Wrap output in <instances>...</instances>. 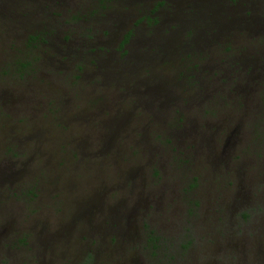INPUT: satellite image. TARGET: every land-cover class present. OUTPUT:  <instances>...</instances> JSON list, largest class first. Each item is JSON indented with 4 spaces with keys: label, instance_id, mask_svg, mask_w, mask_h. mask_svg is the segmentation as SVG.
Here are the masks:
<instances>
[{
    "label": "rangeland",
    "instance_id": "rangeland-1",
    "mask_svg": "<svg viewBox=\"0 0 264 264\" xmlns=\"http://www.w3.org/2000/svg\"><path fill=\"white\" fill-rule=\"evenodd\" d=\"M0 264H264V0H0Z\"/></svg>",
    "mask_w": 264,
    "mask_h": 264
},
{
    "label": "trees",
    "instance_id": "trees-1",
    "mask_svg": "<svg viewBox=\"0 0 264 264\" xmlns=\"http://www.w3.org/2000/svg\"><path fill=\"white\" fill-rule=\"evenodd\" d=\"M126 36H127V34L125 35L123 41L120 42V44H123V42L126 40ZM33 38H35V37H33ZM146 238H147L148 241H150V244H152V246H153L156 237H154V235H149L148 234Z\"/></svg>",
    "mask_w": 264,
    "mask_h": 264
}]
</instances>
